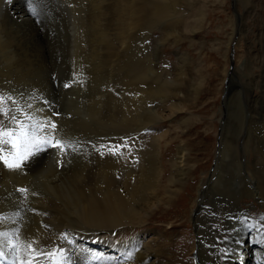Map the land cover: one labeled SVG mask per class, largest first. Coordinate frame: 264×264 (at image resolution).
<instances>
[{"label": "rangeland", "instance_id": "374dc122", "mask_svg": "<svg viewBox=\"0 0 264 264\" xmlns=\"http://www.w3.org/2000/svg\"><path fill=\"white\" fill-rule=\"evenodd\" d=\"M14 1L31 24L6 20ZM171 1L166 10L162 0H0V94L12 97L6 107L24 125L50 119L76 147L64 154L26 143L22 154L27 150L35 168L8 180L39 200V212L50 202L64 209L75 194L124 182L132 166L127 159L138 150L142 170L153 167L160 176L150 217L140 211L144 225L132 236L148 234L173 264H202L197 247L189 255L199 189L205 188L204 229L207 220H223L218 216L230 211L226 192L247 182L252 171L264 172V102L256 86L264 68V0ZM134 83L144 93L134 91ZM3 122L7 130L17 126ZM148 122L139 144L137 134ZM124 140L130 147L122 156L98 151ZM179 150L188 169L174 164ZM146 184L142 176L139 188ZM29 225L27 232L45 234L42 225ZM223 230L217 224L214 238Z\"/></svg>", "mask_w": 264, "mask_h": 264}, {"label": "bare ground", "instance_id": "6f19581e", "mask_svg": "<svg viewBox=\"0 0 264 264\" xmlns=\"http://www.w3.org/2000/svg\"><path fill=\"white\" fill-rule=\"evenodd\" d=\"M173 3L171 0H162L161 6L166 10L172 9ZM20 4V2L14 1L8 6L7 12L9 16H6V20L13 22L15 19L18 21L23 20L31 24L32 17L30 18V15ZM27 29L29 30V27ZM29 33L34 36L38 35L32 29ZM262 50V59L264 60V44ZM263 75L264 68L262 73H260V81H258V85L256 84V86H258L260 98L264 102ZM18 76L23 75L20 73ZM20 80L19 82L22 81ZM137 86L139 85L136 84L135 86L134 83L132 89L138 93L142 92L138 89L141 86ZM144 88L143 90L146 89ZM158 98L161 99L163 97L158 96ZM153 103L155 117L159 119L160 114L157 112L159 107L156 111L155 104L157 102ZM262 117L264 119V114H262ZM149 124L151 123L148 122V124L144 125L142 128L143 133L140 131V134H137L139 141L136 136L134 138L136 139L135 142L138 141L139 143L142 141L143 135L149 129ZM35 125L33 123V126ZM135 142L133 141V143ZM22 147L20 149L21 155H23L22 150H24ZM139 147L143 149L141 145ZM140 148L139 151L142 150ZM135 153L137 154L133 156V159H127V162H131L132 164H129L132 166L128 169L130 175L127 173V177H124V182L114 184L100 183L94 187L95 189H89L67 198L70 201L67 204V208L61 209L53 202H50L47 210H41L40 212L39 208L41 209V204L39 200L34 196L33 198H29L26 195L25 198V194L17 191V189L23 188L22 184H10L8 180V177H14V175L22 174V172L32 173L35 166L29 165L31 157L28 156L27 160L21 162V167L15 170L9 169L0 163V233L6 232L9 234L6 246L3 248V255H0V264H19V260L16 259L17 257L26 260L28 258L25 255L27 245L36 240L40 241L42 246H47L48 249H54L57 245H61L66 250L69 264H109L110 261L114 264L116 258H119L121 264H173L172 259L161 248L155 246L153 238L149 237L148 234L140 237V239L132 236L134 228L144 225V222L138 218L140 211L147 218L150 217V212L147 209H152L151 207L149 208V205L152 204L150 201H152L155 195L153 184L156 183L160 176L159 172L153 171V167H149L147 170L143 168L142 170L141 154H138V150ZM12 154L15 155V150H12ZM183 155L179 150L174 164L179 165L181 169L182 167L188 169L184 164ZM32 158L35 163L37 157L34 156ZM123 159L125 160V157ZM154 160H156L155 156ZM252 162L255 165L257 164L258 160L256 156L253 157ZM112 173L113 175H119L115 169L112 170ZM250 174L251 177L246 175L248 181H245L247 182L242 181L243 185H236L233 191L226 192L225 203L229 205L230 211L225 210L224 214L218 216L220 218L222 215L223 220L216 219L215 222L207 220V227L204 229L203 226L206 223H203L202 219L199 220V212L205 188L203 190L199 189L198 196L200 198L195 200L194 213H192L193 228L196 231L193 239L196 238V240H191L189 255L190 251L197 247L202 264H264V172L260 174L256 170ZM142 176H145V179H147V184L144 188L140 189ZM138 192L140 197L138 196ZM144 201L145 203L141 204ZM42 217L46 220L45 222ZM28 224L34 227L33 230H35V226L42 225V231L45 234H39L38 236L35 234V231L32 233L27 232ZM217 224L224 230L220 232V235H217V238H214L215 233L213 230H215ZM199 229L202 230L198 231ZM17 230H19V235L13 236V233ZM65 234H67V240L63 239ZM13 240L19 249L15 252L11 250ZM128 253H131V259L127 258L126 254ZM164 256L167 258L166 261H163ZM194 263L192 260L188 261V264ZM44 264H49V262L44 261Z\"/></svg>", "mask_w": 264, "mask_h": 264}, {"label": "snow or ice", "instance_id": "6c2138e0", "mask_svg": "<svg viewBox=\"0 0 264 264\" xmlns=\"http://www.w3.org/2000/svg\"><path fill=\"white\" fill-rule=\"evenodd\" d=\"M65 86L67 87L68 85ZM7 100H12V97H5L3 94H0V153L7 149L9 155H12V150L14 149L15 156L18 159L9 160L8 156L0 154V162H3L6 167L13 170L19 169L21 162L28 159L27 150L23 155H21L20 151L21 147L26 143H31L37 151L41 150V146L56 148L58 153L64 154H67L69 150H76L71 140L59 135L56 123L50 119L39 124L38 127L31 124L24 125L22 122H19L11 109L6 107L5 101ZM13 103L15 102L13 101ZM4 118L15 122L17 126L12 130H7L8 126L4 124ZM28 119L31 120L32 117L28 116ZM129 147L128 141L124 140L119 145H99L98 151H100L101 155H104L106 152L114 156H122L123 150ZM17 191L25 194L26 198L28 189L20 188ZM17 235H19V230L13 233V236ZM8 236L9 234L6 232L0 233V255H3V248L6 246ZM63 239L67 240V234H65ZM11 250L14 252L19 250L14 240L12 241ZM25 255L28 257L26 260L20 259V257L16 258L19 260V264H44V261H48L49 264H69L66 250L61 245H57L54 249H48L47 246H42L38 240L27 245ZM126 255L128 259H131V253ZM109 264H113V262L110 261ZM114 264H121L119 258L115 259Z\"/></svg>", "mask_w": 264, "mask_h": 264}]
</instances>
